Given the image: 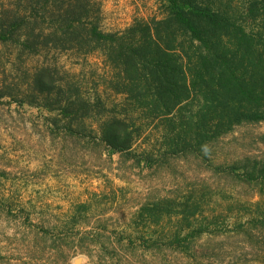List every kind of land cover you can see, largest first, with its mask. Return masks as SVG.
Segmentation results:
<instances>
[{
  "label": "rangeland",
  "instance_id": "374dc122",
  "mask_svg": "<svg viewBox=\"0 0 264 264\" xmlns=\"http://www.w3.org/2000/svg\"><path fill=\"white\" fill-rule=\"evenodd\" d=\"M92 1L107 33L164 15L161 0ZM213 1L223 10L239 2ZM0 48V85L24 89L23 69L47 64L108 109L123 103L99 52L43 50L21 69ZM53 116L0 95V264H264V122L177 151L152 127L132 152L113 153Z\"/></svg>",
  "mask_w": 264,
  "mask_h": 264
},
{
  "label": "trees",
  "instance_id": "16d2710c",
  "mask_svg": "<svg viewBox=\"0 0 264 264\" xmlns=\"http://www.w3.org/2000/svg\"><path fill=\"white\" fill-rule=\"evenodd\" d=\"M161 1L162 18L107 33L92 0H7L0 45L21 69L43 50L99 52L112 71L110 89L124 99L108 109L47 64L31 75L23 69L24 89L2 82L0 95L54 114L52 124L70 135L95 132L113 153L132 152L154 129L177 151L264 122V0H238L229 10L213 0ZM257 173L264 187V163Z\"/></svg>",
  "mask_w": 264,
  "mask_h": 264
}]
</instances>
